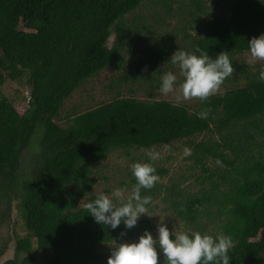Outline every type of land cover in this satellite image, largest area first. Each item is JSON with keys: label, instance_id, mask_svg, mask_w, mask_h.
Masks as SVG:
<instances>
[{"label": "trees", "instance_id": "16d2710c", "mask_svg": "<svg viewBox=\"0 0 264 264\" xmlns=\"http://www.w3.org/2000/svg\"><path fill=\"white\" fill-rule=\"evenodd\" d=\"M145 2L0 0V88L12 81L29 89L24 112L0 92V230L10 224L14 202L25 220V234L13 232L15 258L0 264H107L112 244L153 227L144 217L131 229H111L89 215L84 205L106 179L99 168L117 152L133 159L134 151L179 142L190 149L189 178L155 183L141 195L151 204L159 197L184 231L230 235V264H264V61L239 60L250 53L248 40L264 33V0H223L228 15L210 14L201 0L188 11L179 0H156L149 17L166 28L167 19L178 18L172 35L144 16L130 19ZM196 47L212 58L228 51L234 72L222 93L197 98L193 107L133 96L134 87L159 90L162 73L176 68L168 61L174 51ZM112 68L110 101L66 110L77 90ZM205 134L211 137L196 139ZM144 162L153 164L147 156ZM191 178L195 184L186 186ZM11 240L0 237V260Z\"/></svg>", "mask_w": 264, "mask_h": 264}, {"label": "clouds", "instance_id": "9594fccd", "mask_svg": "<svg viewBox=\"0 0 264 264\" xmlns=\"http://www.w3.org/2000/svg\"><path fill=\"white\" fill-rule=\"evenodd\" d=\"M249 52L254 59H264V33L248 40ZM173 66H178L183 76L179 89L184 99H207L222 82L234 72L232 60L228 51H221L215 58L199 47L194 50L178 48L168 60ZM250 63L252 61H249ZM264 80V68L259 73ZM177 75L173 70L162 73L159 80V92L163 95L174 90ZM206 118V111L199 114ZM190 149L185 148V154ZM149 161L160 158L158 151L146 153ZM135 184L131 187L130 195L117 204L113 198L103 192L87 202L84 207L94 220L104 226L116 229L123 223L125 229L137 225L142 214L148 213L151 199L148 195H141L142 189H151L159 176L151 162H133L130 165ZM112 196L122 197V190L116 188ZM233 241L230 235H210L201 231H177L175 227L170 231L165 223H157L156 235L145 229L138 239L128 242L121 241L110 247L107 264H230L229 250ZM159 249V254H158ZM159 255L163 261H159Z\"/></svg>", "mask_w": 264, "mask_h": 264}, {"label": "rangeland", "instance_id": "374dc122", "mask_svg": "<svg viewBox=\"0 0 264 264\" xmlns=\"http://www.w3.org/2000/svg\"><path fill=\"white\" fill-rule=\"evenodd\" d=\"M181 2V6L185 10L194 9L193 1L195 0H179ZM203 5H205L209 9V13L212 14L211 10H214L220 14L228 15V12H222L221 10L224 8L223 6V0H201ZM156 2V0H146V2L135 12L134 15L130 16V19L134 16H144L148 18L146 21L150 23V25L156 27L158 29V33L161 32V29H166L169 33V35L174 34L175 31L180 29V26L178 25V18L174 19H167L168 23H170V26L166 28V26H163L161 23H156L152 19H150V15L154 12L155 9H152L153 3ZM225 10V9H223ZM165 18V17H164ZM208 18V17H207ZM157 24V25H155ZM199 27H197L198 30ZM197 30H195L197 32ZM195 31H192V35H195ZM154 35L152 34L151 39H154ZM113 42V38L109 40L108 46H111ZM159 42H163L162 40H159ZM157 44V43H156ZM144 52V51H142ZM136 54L134 56L130 55L132 57V60L137 61L138 55L140 56V52L137 50L135 52ZM145 53V52H144ZM146 54H148L146 52ZM239 60L243 63H250L249 61H252L250 64H257L264 59H254L251 57L250 53H246L242 55ZM130 63L126 66V68L130 67ZM175 74L177 75V81L175 82L174 90L167 95H163L159 92V90H153L149 87H137L133 88L135 91V94L133 96L143 100L145 98L148 99H165L169 100L175 103H184L188 106H194L197 105V98H190V99H184L182 96V93L179 89V83L182 82L183 76L180 73V69L178 66L173 69ZM116 70L115 69H107L104 72H102L98 77L93 78L88 81L87 84H85L81 89L77 90L72 97L66 102V110H71L73 108H79L80 110H87L94 108L98 106L100 103L108 102L110 101L112 97V93L108 91L106 86L109 84V80L113 77H115ZM121 75V74H120ZM243 83V81L241 82ZM226 85H229L228 83ZM223 86L220 85L219 88L213 93V94H220L223 91ZM129 88L123 87L122 91L124 92L125 96H129ZM0 92L10 101L14 104L15 108L19 112H24L27 108V101H24V97L28 98V92L29 89L26 85L22 84L21 82H12L8 81L4 84L3 87L0 88ZM131 96V95H130ZM80 106V107H79ZM64 114V113H63ZM211 135L205 134V135H199L196 137L197 140L201 139H208ZM185 148H187L183 143H175L171 145H166L162 147H157L154 149L146 150V151H134L133 152V159H127V158H121L119 152L112 154L99 168L101 172V176H105L106 179L100 178L99 183L94 188V193L98 194L100 192H103L105 194H108L113 200L119 204L123 199H125L128 195H130L131 187L129 185L130 183V177L128 176L129 172H131L130 165L132 164V161L135 162H144L145 157L147 156L146 153L148 151H158L160 153V158L153 161L154 166L156 167H163L166 170H168V174L164 176H159L158 181L156 182L159 185H168V183L171 181V178L178 179L180 176L185 175L186 178H189V173L187 170L191 166V163L186 161L185 159L188 157V154H185ZM33 154H31L32 156ZM29 154H26L23 156V161L28 160ZM214 164H211L213 166ZM199 172V171H197ZM126 183V186L122 185ZM190 183L195 184V180L193 178L190 179V181H187L185 185H189ZM116 188H120L122 190V197L118 200L114 196H112L113 190ZM197 188H195L193 191H196ZM82 205H84V202H82ZM18 202L13 203V209L11 212V221L8 227L4 228L3 230H0V237L4 234H7L8 236H11L12 240L9 244L8 250L6 254L1 258L0 263H3L7 260L14 259L16 256V244H15V238L13 237V232H16V235L18 237H21L25 234V227H24V217L23 214L18 210L17 208ZM148 213L151 217H149L146 214H142L141 218L149 217L151 220V225L153 227V235H156V228L157 223L160 221L161 223H165L169 230L171 231L173 227L177 231H184V227L182 226V222L178 220L175 216L172 215L171 211L168 209V207L162 203L157 197L155 200L152 201V204L148 207ZM212 231V230H211ZM121 241H128L131 242V240L127 238H123ZM121 241H116L117 243ZM133 241V240H132ZM115 242V243H116ZM112 244L111 246L115 245Z\"/></svg>", "mask_w": 264, "mask_h": 264}]
</instances>
